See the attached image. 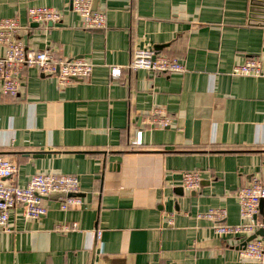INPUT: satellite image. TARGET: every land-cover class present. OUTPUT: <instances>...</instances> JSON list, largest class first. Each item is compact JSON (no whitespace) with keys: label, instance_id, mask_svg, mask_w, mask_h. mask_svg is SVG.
Returning a JSON list of instances; mask_svg holds the SVG:
<instances>
[{"label":"crops","instance_id":"1","mask_svg":"<svg viewBox=\"0 0 264 264\" xmlns=\"http://www.w3.org/2000/svg\"><path fill=\"white\" fill-rule=\"evenodd\" d=\"M93 3L106 16L102 30L82 29L71 0H0V20L19 21L28 49L93 65L88 80L63 88L23 69L20 96L0 97V157L16 162L15 184L72 175L82 200L62 211L50 197L32 221L11 211L0 264H259L239 258L242 239L217 237L198 216L221 208L224 224H239L237 191L264 177V78L231 74L247 57L264 69V0ZM32 7L61 12V22L29 23ZM139 49L176 59L185 72L130 70ZM114 67L119 78L110 76ZM155 108L169 127L143 125ZM187 171L200 175L195 191L181 185ZM256 219L264 221V200ZM63 224L77 228L63 233Z\"/></svg>","mask_w":264,"mask_h":264},{"label":"built area","instance_id":"2","mask_svg":"<svg viewBox=\"0 0 264 264\" xmlns=\"http://www.w3.org/2000/svg\"><path fill=\"white\" fill-rule=\"evenodd\" d=\"M72 11L80 18L84 30H102L106 28V16L103 12L92 10V0H71ZM29 23L45 26L61 22V12L48 7H32L27 10ZM21 26L16 18L0 20V97L16 99L20 96L23 83L20 73L23 69L36 68L44 77L54 78L59 87L63 88L75 80L85 81L91 77L93 65L82 59H58L53 50L28 49L21 39ZM132 71L144 70L151 73L167 75L184 73V66L176 59L155 51L135 50L128 67ZM121 68L110 69L112 78H119ZM233 76H251L264 78V69L260 59L247 57L240 65L232 68ZM143 125L149 128L164 129L170 125V117L162 108L151 110L143 119ZM142 144V132L138 131L132 145ZM264 170V159L261 164ZM17 164L13 160L0 157V230L9 232V214L16 208L20 209L25 220H37L44 216L47 207L44 201L59 195V208L62 211L82 207L79 196V180L76 176L63 174H36L24 187L15 184ZM200 175L197 171L183 172L181 185L187 191L199 188ZM239 206L240 223L234 226L224 224L226 211L221 208L209 209L198 217L211 222L213 233L219 238L237 237L244 242L258 230L263 236H256L239 247V258L245 261L264 264V221L256 219L261 201L264 200V177L261 173L254 174L249 183L236 193ZM77 228L76 224L60 225L56 229L69 232Z\"/></svg>","mask_w":264,"mask_h":264},{"label":"water","instance_id":"3","mask_svg":"<svg viewBox=\"0 0 264 264\" xmlns=\"http://www.w3.org/2000/svg\"><path fill=\"white\" fill-rule=\"evenodd\" d=\"M92 10H93V11L96 10V8H95V3H93V5H92ZM262 12H264V11H262ZM50 25H51V24H50ZM33 26L36 27L35 24H34ZM52 197L59 198L60 196H59V195H54V196H52ZM256 236H263V231H262V230H258V231L256 232V234H254V235L250 236L249 238H247V239L241 244V247H244L245 244H246L247 242L251 241V240L254 239Z\"/></svg>","mask_w":264,"mask_h":264}]
</instances>
